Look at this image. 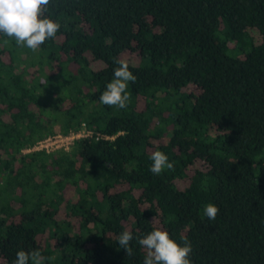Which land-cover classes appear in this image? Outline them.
Listing matches in <instances>:
<instances>
[{
    "label": "trees",
    "instance_id": "trees-1",
    "mask_svg": "<svg viewBox=\"0 0 264 264\" xmlns=\"http://www.w3.org/2000/svg\"><path fill=\"white\" fill-rule=\"evenodd\" d=\"M43 15L60 28L36 51L0 33V264H143L155 228L191 264H264V0H50ZM116 61L136 77L123 109L99 102ZM82 124L92 136L67 151L23 153ZM156 150L173 169L149 171Z\"/></svg>",
    "mask_w": 264,
    "mask_h": 264
},
{
    "label": "clouds",
    "instance_id": "clouds-1",
    "mask_svg": "<svg viewBox=\"0 0 264 264\" xmlns=\"http://www.w3.org/2000/svg\"><path fill=\"white\" fill-rule=\"evenodd\" d=\"M50 0H0V33L14 38L17 44H23L36 51L48 39L56 37L60 25L44 17ZM119 67L113 70V79L106 84L99 96V102L106 106L127 107L129 94L126 92L128 83H135L136 77L129 71L125 61H116ZM152 164L149 171L160 175L166 168L171 170L173 162L161 151L156 150L150 156ZM208 220H215L219 212L217 206L209 203L203 208ZM116 240L127 256L133 255L130 242L133 235L124 231L116 235ZM138 243L146 251L143 264H191L189 256L192 252L190 243L185 240L181 246L170 238L169 233L155 228ZM44 257L39 251H17L14 264H44Z\"/></svg>",
    "mask_w": 264,
    "mask_h": 264
},
{
    "label": "built area",
    "instance_id": "built-area-1",
    "mask_svg": "<svg viewBox=\"0 0 264 264\" xmlns=\"http://www.w3.org/2000/svg\"><path fill=\"white\" fill-rule=\"evenodd\" d=\"M82 130H79L77 132H70L67 135H61L56 134L53 136L46 137L44 140L40 141L33 149L24 150L23 153H29L31 151H39L44 150L47 153L48 152H54L56 150H69L71 146L75 143V141L92 136V133L90 131L85 130V125L82 124ZM97 137H101V139L104 140H112L113 138H110L108 136H100L97 134Z\"/></svg>",
    "mask_w": 264,
    "mask_h": 264
},
{
    "label": "rangeland",
    "instance_id": "rangeland-1",
    "mask_svg": "<svg viewBox=\"0 0 264 264\" xmlns=\"http://www.w3.org/2000/svg\"><path fill=\"white\" fill-rule=\"evenodd\" d=\"M25 154V153H24Z\"/></svg>",
    "mask_w": 264,
    "mask_h": 264
}]
</instances>
